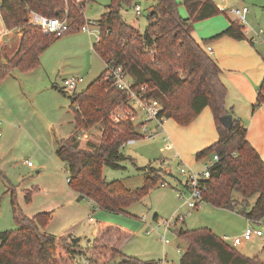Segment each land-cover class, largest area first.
<instances>
[{
  "label": "trees",
  "instance_id": "1",
  "mask_svg": "<svg viewBox=\"0 0 264 264\" xmlns=\"http://www.w3.org/2000/svg\"><path fill=\"white\" fill-rule=\"evenodd\" d=\"M148 25L140 31L124 21L123 8L137 5L138 0H110L96 20L100 40L92 47L105 62L106 69L80 92L73 93L69 109L75 129L67 138L58 140L56 154L68 169L67 184L82 198L91 200L108 212L127 213L126 208L140 201L158 183H163L161 167H148L143 184L129 189L119 180L107 181L104 166L119 167L124 159L121 147L140 138L137 126L128 119L115 120L117 108H127V94L108 77L110 67L121 66L132 79L131 88L147 87V96L161 104L159 116L187 125L209 107L218 133L217 140L196 153L197 159L218 155L202 181V202L218 208L237 209L247 219L264 220V161L246 139V126L232 116L229 127L221 117L231 112L225 99L227 90L220 79L221 69L194 39L198 21L223 13L212 0H151ZM182 4L187 17L179 14ZM83 1L75 0H0V13L7 28H19L20 36L12 49L0 47V83L14 70L26 72L40 65L41 53L58 37L84 25ZM32 10L45 17L65 18L68 30L62 35L28 23ZM243 25L230 21L226 29L208 39L229 36L245 39ZM264 101V78L259 86L253 110ZM232 115V114H231ZM100 123L98 144L81 148L80 129ZM1 176V172H0ZM235 194L241 195V200ZM14 192L11 200L14 204ZM254 203L246 210L248 200ZM30 192L25 195L26 201ZM240 203H239V202ZM241 205V209L239 207ZM53 211L27 216L14 208L16 227L0 230V264H160L122 254L120 249L83 244L80 237L48 234L45 225ZM186 243L178 264H264L257 256H246L231 243L222 240L208 228L176 229ZM121 254L119 260L114 256Z\"/></svg>",
  "mask_w": 264,
  "mask_h": 264
},
{
  "label": "rangeland",
  "instance_id": "2",
  "mask_svg": "<svg viewBox=\"0 0 264 264\" xmlns=\"http://www.w3.org/2000/svg\"><path fill=\"white\" fill-rule=\"evenodd\" d=\"M75 1H83L85 20H98L110 3V0ZM176 1L180 3L182 0ZM212 1L216 5L220 4L223 7L221 10L225 11L208 19H225L226 15L237 19L231 10L248 8L245 21L241 22L243 31H248L247 38L253 37L254 45L264 54V0ZM151 3V0H138L140 13L136 14L135 5H132L122 9V18L138 30H145ZM178 10L180 16H188L182 4ZM90 29L97 27L91 26ZM260 29L262 33H258ZM93 42V35L81 29L66 33L41 53L39 66L26 72L14 70L0 83V230L16 227L14 208H19L27 216L53 211L52 218L44 227L48 234L58 236L69 230L87 243L93 238L95 226L101 223L124 226L134 232V236L120 248L121 253L142 260L154 259L161 264H178L186 248L185 241L177 236L176 229L208 228L218 236H239L246 227V218L239 210L218 208L204 202L193 209L187 206L189 193L183 186L185 177L179 171L184 164L180 163L181 159L175 156L171 146L165 147L159 128L150 137L136 138L122 145L124 159L119 161V167L104 166L102 176L107 181L119 180L127 188L136 189L143 184L148 167H161L164 171L162 176L167 174L168 170L161 162L164 160L172 172V175L163 177L168 182L166 186L158 183L140 201L127 207V213L107 212L92 207L89 201H78V193L67 184L68 169L55 154V148L56 140L67 137L74 130L73 112L68 107L70 96L80 92L106 69L105 62L92 47ZM71 78L77 80L74 90H68L63 83L65 79ZM126 111L127 108L121 107L115 112L123 117ZM136 120L144 121L145 116L139 112ZM168 121L182 127L192 123L181 125L172 118ZM168 121L164 122L165 126ZM155 126L154 120L147 122L148 129H155ZM101 128L102 125L98 123L84 130L79 138L80 147L88 148L91 146H88L89 143L98 144ZM187 145L190 143L183 140V146H179V149L187 150ZM197 160L193 171L201 170L202 161ZM27 162L33 166H28ZM12 191L14 204L11 200ZM179 191L183 195L179 196ZM28 192L31 198L26 201ZM254 200L255 197L248 200L246 210ZM89 217L92 221H89ZM248 224L263 235L250 240L247 247L237 246L236 249L248 253V256H257L264 263V220L248 221ZM113 234L119 236L118 233ZM93 241L110 248L104 236ZM121 257V254H117L114 260Z\"/></svg>",
  "mask_w": 264,
  "mask_h": 264
},
{
  "label": "crops",
  "instance_id": "3",
  "mask_svg": "<svg viewBox=\"0 0 264 264\" xmlns=\"http://www.w3.org/2000/svg\"><path fill=\"white\" fill-rule=\"evenodd\" d=\"M217 6L220 9L223 8L220 4H218ZM232 20L238 19L231 18L228 15H226L225 19H223L222 17L213 19L207 18V20L204 19V21H199V23L194 24L192 35L194 39L202 46V48L208 53V55L216 61V63L220 67V79L227 90L225 99L226 107L231 112L233 117H239L242 120L243 124L246 126V139L264 161V101L259 107L253 110V104L256 101L259 86L264 78V54L256 45H254L252 39L253 37H250L249 39L247 38V30H244L245 39L236 40L229 36H222L206 42L211 37L226 29L230 24V21ZM16 33L18 35H16ZM19 36V28H7L3 23L0 13V47L4 45L7 47V49H12ZM258 53L262 58H260ZM168 120L169 118L164 119L161 126L159 127V129H161L159 133V135L161 136V140L164 142L165 147L171 146L174 149L176 153L175 156L181 159L180 163H183L184 166L189 169H196V153L213 144L218 138V133L210 108L205 107L194 119V121H192V123L186 127L171 123ZM165 121H168V123L166 122V126L164 123ZM73 127L75 129L74 125ZM84 130L88 129H80L78 131L79 138H81L80 136L82 135ZM157 130L158 129H156V131ZM73 131L70 134H72ZM58 140H56L57 142L55 154L58 146ZM183 140L190 143V145H187V150H184L182 148L183 150L181 151L179 149V146H183ZM207 159L208 158L198 159L202 161L201 167L199 169L202 170ZM161 162L163 163L162 165L165 166V169L168 170L167 174L165 175H172L171 170L166 166V164H164V160H161ZM31 166H33V164ZM165 175L163 177H165ZM163 181L166 182L164 178ZM235 197L236 199L241 200V195L235 194ZM77 199L78 201H89L92 207L99 208L91 200L82 198L80 196ZM244 218L246 217L244 216ZM88 219L89 221H92L91 217H89ZM246 220V227L243 229L240 235L248 226H250L248 224V221H252L247 218ZM110 229L114 230L113 233H118V237L120 238L115 236ZM107 232L108 234L104 235ZM67 235L74 234L69 230L58 234V236L60 237H65ZM262 235L263 233H261V235H254L249 240L243 239L242 242L237 246L245 248L247 247L250 240H252L253 238H258L259 236L261 238ZM103 236L105 239H108L107 243H109L110 247L120 249L123 248L124 244L132 236H134V232L127 230L124 226L101 223L100 225L95 226V228L93 229V238L87 241H93L94 239L99 237H101L102 239ZM222 236L219 235L220 238H222ZM82 243L86 244L84 242ZM237 246H235V248ZM241 253L246 256L249 255L246 252Z\"/></svg>",
  "mask_w": 264,
  "mask_h": 264
},
{
  "label": "built area",
  "instance_id": "4",
  "mask_svg": "<svg viewBox=\"0 0 264 264\" xmlns=\"http://www.w3.org/2000/svg\"><path fill=\"white\" fill-rule=\"evenodd\" d=\"M135 12L136 14L140 13V7L138 5L135 6ZM231 12L237 16L238 21L241 23L242 21H245V15L248 12V8H236L232 9ZM28 23L41 27L43 30L54 33L56 35H62L68 30V23L65 18L45 17L32 10L28 12ZM91 26H95L97 27V29L91 30ZM80 29L89 34H92L94 42L100 40V32L96 20L86 19L84 25L81 26ZM262 32V29L258 31V33ZM107 73L113 84L118 88L125 90L128 97L127 111L125 112L123 117L116 114L115 112L114 119L117 121L123 119L130 120L133 125L137 126V131L139 132L141 137H150L154 133H156V129L161 126L164 120L162 116H159V112L161 110V104L159 103V101L147 96L146 93L148 89L145 86L141 87L138 90L132 89V79L123 71L121 66L110 67ZM63 83L65 88H67L68 90H74L77 85V80L74 78L65 79ZM139 112L145 116V120L136 122V118L138 117ZM151 120H154L156 122L155 129L147 128V122ZM217 160V154H213L212 156L208 157L206 163L200 171H193L192 169L181 165L179 171L180 174L185 177L183 186L188 190L189 193V197L186 201V204L189 208L193 209L202 202V191L204 189L202 181L209 176V169L215 164ZM27 165L31 166L32 163L27 162ZM167 184V182L161 183L162 186H166ZM181 195H183V192L179 191V196ZM177 220L178 218L175 219L173 224H175ZM169 224L170 223H168L167 226ZM254 235H261V231L248 226L240 236L229 238L223 235L221 239L226 242H231L233 246H237L242 242L243 239L249 240ZM165 242H167V240H165Z\"/></svg>",
  "mask_w": 264,
  "mask_h": 264
},
{
  "label": "water",
  "instance_id": "5",
  "mask_svg": "<svg viewBox=\"0 0 264 264\" xmlns=\"http://www.w3.org/2000/svg\"><path fill=\"white\" fill-rule=\"evenodd\" d=\"M221 121L223 125H225L226 127H229L232 123V115L230 113L223 115L221 117Z\"/></svg>",
  "mask_w": 264,
  "mask_h": 264
}]
</instances>
